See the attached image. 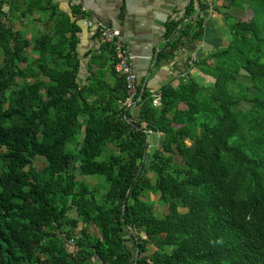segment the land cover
I'll use <instances>...</instances> for the list:
<instances>
[{"label":"trees","instance_id":"trees-1","mask_svg":"<svg viewBox=\"0 0 264 264\" xmlns=\"http://www.w3.org/2000/svg\"><path fill=\"white\" fill-rule=\"evenodd\" d=\"M224 6L229 42L194 63L214 84L187 77L159 106L141 87L133 113L113 45L114 84L104 63L79 80V4L28 37L12 20L50 6L0 0V264H264V0ZM180 22L160 60L203 39L200 14Z\"/></svg>","mask_w":264,"mask_h":264},{"label":"crops","instance_id":"crops-1","mask_svg":"<svg viewBox=\"0 0 264 264\" xmlns=\"http://www.w3.org/2000/svg\"><path fill=\"white\" fill-rule=\"evenodd\" d=\"M192 2L196 12L187 16V8ZM44 3L50 6L49 11L43 14L33 13L28 17L32 22H26L32 34L48 28L46 24L51 7L70 14L73 5L79 4L83 11V15L76 17L80 27L77 41L80 59L78 76L82 83H87L90 76L96 75L103 63L108 84L115 82L112 72L114 58L106 49L103 39L91 34L98 24H102L121 30L123 42L131 48L138 84L150 92L168 85L178 87L187 77H193L204 86H212L215 78L189 60L193 54H197V59L203 58L214 51L215 47L229 42L230 32L224 12L236 11L234 7L226 8L225 0H44ZM5 8L8 10L9 6L6 5ZM197 14L203 17L205 23L203 39L196 40L187 48L169 52L160 60L168 42L173 41L180 33L179 27L171 37L167 36L169 21L180 20L181 26L185 22H192ZM90 21L93 22L92 25L89 24ZM180 107L186 108V104L182 102ZM138 109L139 107L134 108L132 112L136 113Z\"/></svg>","mask_w":264,"mask_h":264},{"label":"built area","instance_id":"built-area-1","mask_svg":"<svg viewBox=\"0 0 264 264\" xmlns=\"http://www.w3.org/2000/svg\"><path fill=\"white\" fill-rule=\"evenodd\" d=\"M90 25L93 24L92 21L89 22ZM98 32L99 36L103 39L104 42L113 45L115 52V69L125 78L126 82V92L127 96L123 105L130 109L139 107V102L141 99V87L138 84L137 70L133 56L131 53L130 45L123 42L121 38V30L112 26H106L98 24L95 31H92L91 34L95 35ZM197 54H193L190 57V63L194 64L197 59ZM152 94V104L154 106H159L161 104V91L160 90H151ZM147 135L150 137L152 130H147ZM149 141V139H148Z\"/></svg>","mask_w":264,"mask_h":264},{"label":"rangeland","instance_id":"rangeland-1","mask_svg":"<svg viewBox=\"0 0 264 264\" xmlns=\"http://www.w3.org/2000/svg\"><path fill=\"white\" fill-rule=\"evenodd\" d=\"M234 12L236 13V11H234ZM242 13H243V11H241V12L238 11L237 12V16H240ZM31 20H32L31 18H28V20H21L20 21V20H17V19L16 20L13 19L12 21H13L14 26L17 29H24V31L27 33V36H30V35H32V32L30 31L29 28H27V23L26 22H28V23L32 22ZM0 55L2 57V54H0ZM148 139H149L150 145H153V140H154L153 135H150V137H148ZM44 162H45V160L42 157H40V158L35 160V163L37 165H39V166H42L44 164ZM174 165H177V166L178 165H182V159H181V157L179 155L175 156ZM87 177H90V176H87ZM146 198L155 202V207L160 213H162V211L165 210L164 205H162L160 202L158 203L159 195H157L155 193H152V192H149L148 195H146ZM74 211L75 210L73 209L70 212H74ZM84 226L88 230H90L92 233H94L96 235H99V230H97V228L95 227L96 225L93 224V223H90V224H87V225L84 224V223H80V225L75 228L76 229V233H79L80 229L82 227H84Z\"/></svg>","mask_w":264,"mask_h":264},{"label":"water","instance_id":"water-1","mask_svg":"<svg viewBox=\"0 0 264 264\" xmlns=\"http://www.w3.org/2000/svg\"><path fill=\"white\" fill-rule=\"evenodd\" d=\"M124 230L128 232L124 237H125V238H130V239H131L130 244H131L132 246H134V245H135V242L133 241V239L136 237V232H135V230L133 229V227H131V228H129V229L124 228ZM138 255H139V253H138Z\"/></svg>","mask_w":264,"mask_h":264},{"label":"bare ground","instance_id":"bare-ground-1","mask_svg":"<svg viewBox=\"0 0 264 264\" xmlns=\"http://www.w3.org/2000/svg\"><path fill=\"white\" fill-rule=\"evenodd\" d=\"M131 240L128 242L130 244Z\"/></svg>","mask_w":264,"mask_h":264}]
</instances>
